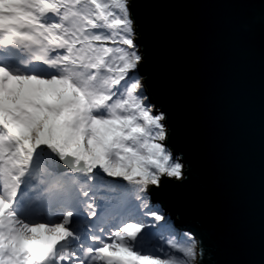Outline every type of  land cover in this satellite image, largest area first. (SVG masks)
I'll return each mask as SVG.
<instances>
[{
	"label": "snow or ice",
	"instance_id": "obj_1",
	"mask_svg": "<svg viewBox=\"0 0 264 264\" xmlns=\"http://www.w3.org/2000/svg\"><path fill=\"white\" fill-rule=\"evenodd\" d=\"M147 6L0 0V264H209L156 202L184 173L139 75Z\"/></svg>",
	"mask_w": 264,
	"mask_h": 264
},
{
	"label": "water",
	"instance_id": "obj_2",
	"mask_svg": "<svg viewBox=\"0 0 264 264\" xmlns=\"http://www.w3.org/2000/svg\"><path fill=\"white\" fill-rule=\"evenodd\" d=\"M138 42L184 173L156 202L209 264H264V0H148Z\"/></svg>",
	"mask_w": 264,
	"mask_h": 264
},
{
	"label": "rangeland",
	"instance_id": "obj_3",
	"mask_svg": "<svg viewBox=\"0 0 264 264\" xmlns=\"http://www.w3.org/2000/svg\"><path fill=\"white\" fill-rule=\"evenodd\" d=\"M109 46H110V45H109ZM161 209H162V208H161ZM162 210H163V209H162ZM168 216L170 217V215H168ZM170 218H171V217H170ZM174 220H175V222H177L175 218H174Z\"/></svg>",
	"mask_w": 264,
	"mask_h": 264
}]
</instances>
